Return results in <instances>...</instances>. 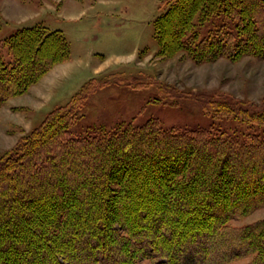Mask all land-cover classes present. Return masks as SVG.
<instances>
[{
    "label": "trees",
    "instance_id": "1",
    "mask_svg": "<svg viewBox=\"0 0 264 264\" xmlns=\"http://www.w3.org/2000/svg\"><path fill=\"white\" fill-rule=\"evenodd\" d=\"M168 3L154 22L160 56L264 58V0ZM69 54L43 25L0 38V107ZM106 80L86 81L0 156V264H264V218L230 223L264 207V136L157 118L74 134L78 108ZM205 104L215 118L264 125V96Z\"/></svg>",
    "mask_w": 264,
    "mask_h": 264
},
{
    "label": "rangeland",
    "instance_id": "2",
    "mask_svg": "<svg viewBox=\"0 0 264 264\" xmlns=\"http://www.w3.org/2000/svg\"><path fill=\"white\" fill-rule=\"evenodd\" d=\"M168 1L0 0V38L22 27L43 25L60 30L70 51L66 61L0 107V156L92 77L110 82L78 108L71 126L74 134L157 118L164 127L219 129L240 138L253 132L264 136V125L215 118L204 109L214 96L259 102L264 96V58L195 63L184 52L160 56L154 22ZM262 218L264 207L230 223L241 227Z\"/></svg>",
    "mask_w": 264,
    "mask_h": 264
}]
</instances>
